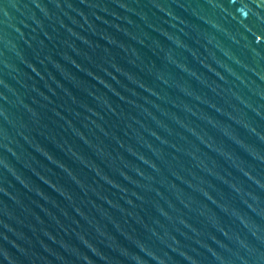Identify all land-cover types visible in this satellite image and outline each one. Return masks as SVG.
Here are the masks:
<instances>
[{"label":"water","instance_id":"obj_1","mask_svg":"<svg viewBox=\"0 0 264 264\" xmlns=\"http://www.w3.org/2000/svg\"><path fill=\"white\" fill-rule=\"evenodd\" d=\"M0 264H264V0H0Z\"/></svg>","mask_w":264,"mask_h":264}]
</instances>
